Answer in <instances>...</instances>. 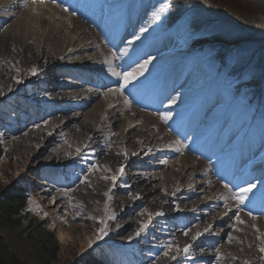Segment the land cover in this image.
I'll return each instance as SVG.
<instances>
[{
  "label": "bare ground",
  "instance_id": "obj_1",
  "mask_svg": "<svg viewBox=\"0 0 264 264\" xmlns=\"http://www.w3.org/2000/svg\"><path fill=\"white\" fill-rule=\"evenodd\" d=\"M129 2L131 1L113 0V2L111 1L106 6L105 19L112 23V29L119 30V34H124L125 32V28L122 26L126 25L127 18L125 17H127V13L122 15L121 18L115 14L121 8L127 9L129 5L126 3ZM148 30L149 27L147 26ZM94 40L93 35L87 30L86 26L80 23L72 12L68 13L64 11L59 4H51L50 2L33 4L31 0L28 3H25V0H0V93H5L11 89L15 93L19 89H22V91L32 96L39 95L41 101L44 103L46 100H49L50 105L58 104L61 107L65 104L75 103L76 107L79 106L73 109L76 110L74 114H71L73 110L70 109L71 106H68L67 113L69 116H66L65 112H60L59 118L58 115L54 114L53 120L55 125L47 128L43 138H40V133L38 132L41 130L39 129L36 130L38 135L34 132L29 133L31 141L37 142L39 140L40 144L49 148L51 154H55L51 162L58 164L59 167L64 165L63 167L65 168L73 169V164L71 163L77 160L79 154L76 151L77 148L72 149L67 148V146L65 148V145L51 149L54 144L52 137L56 131L60 132L63 135L62 137L67 136L70 142L79 145L78 148H84L85 151H89L90 156L92 158L94 157L93 160L97 158L98 149H104L105 147L106 149H112L109 154V160L101 161V165L110 167L113 174H115L116 169L121 165L126 163L127 166H130L129 164L133 160L139 161L140 163L138 165L136 163L137 168H132L134 182H132L130 187H125L121 193L125 194L128 190H132L133 194L131 195L136 202H143L142 206L153 207L152 213L157 211L164 213L163 216L155 217L158 224L163 225V227L158 229L159 233L156 235L162 234L163 244L171 242L177 244L180 248H183L185 244H192V250L195 249L198 255L195 256V253H192L194 250H191L194 258L190 260V264H196L197 262L201 264L211 263V260L203 255V251L208 252L210 247L215 248V241L223 238L221 235L223 230L224 234L232 236V242L229 247L219 244V249L226 247L229 253L227 255L229 259H222L228 261L226 264L232 262L233 264H245V261L248 264H252V261L264 264V259H262L264 254L258 251L261 246V239L255 237L252 233L253 230L245 229L246 227L244 228L241 225L231 226L230 222L232 221L233 215L225 214L227 209L224 207V202L214 201L210 194L213 190L207 187L204 183L205 180L202 179L200 181L195 176L197 171L193 166L191 167L189 165L186 158L182 155H178V159L175 161H170L169 157H164L163 160L162 157L160 158V153L157 151L159 148L156 145L158 144L160 147H168V145L164 140L159 138L160 134L158 131L152 132L153 118L143 117L142 114L137 113L129 104L124 103L125 97L117 96L118 92H110L108 90L106 93H99L97 89L86 87L83 82L78 80V77H83L82 75L86 71L85 69L89 67L90 62L97 57V50L99 48L96 46ZM32 45H36L37 54L35 56H32L28 51ZM14 46L18 48L17 53L13 49ZM12 58H14V61L15 59L19 60L21 58L22 62L19 61L17 70H12L16 76L11 78L8 70L9 73L5 74V59L9 60ZM113 60V56L109 54L104 58L103 63L109 67V63L106 62L108 61L112 67ZM56 63L67 67L70 66L68 67L70 70L65 71L66 68H59V66H57L58 70H62L56 74L55 69L50 70V73L52 71V74L55 75L48 77L47 82L51 83V79L57 82V84L52 83L56 85V87L53 86L54 88L52 90H47L43 84H39L36 87L30 81L32 76H28L27 73L32 68H36L37 73H42L44 77L49 67ZM125 71H128V69L123 68L121 73ZM71 80L74 81L71 83ZM17 81L20 82L17 83ZM111 86L114 88L120 87V80H115ZM54 90L59 91L57 96ZM8 99L16 100L20 103V99L16 94H12ZM26 104L27 108L25 109L28 110L25 111V114L27 112L29 113L32 109L30 104ZM169 108L171 109L172 107L170 105L166 106V109ZM37 109L39 110V107ZM33 112L36 114L35 110ZM50 112L48 116L40 113L36 117L38 123L44 118L53 115L54 111ZM17 114L19 117L22 116L21 111ZM56 137L60 138V136ZM107 142H109V146L106 144ZM85 145L88 146L86 149L84 147ZM56 151L58 153H55ZM125 152L128 154L127 158L124 156ZM132 153H136V155H132ZM49 157L51 156L49 155ZM158 158L159 160L157 161ZM162 161H166L167 163H162ZM46 163L49 164L48 161ZM187 168H189V172H186ZM244 171L246 170L244 169ZM121 180L122 182L126 181L124 175L118 179V181ZM92 181L94 182V180ZM107 182V191H102V187L91 188V182H86L85 185H87L86 191L89 190L88 193H92V197L96 198L94 202L103 206V214L100 216V219L111 222L113 226L117 222V218L113 220L109 219V217L119 214L117 212L118 209L123 211L125 209H131L132 204H125L123 206L122 201L113 197L115 189L113 188L111 178L107 179ZM256 185L264 187L262 183ZM109 189H112V191L110 192ZM260 191H264V188L260 189ZM78 192L83 193L81 187ZM142 195L143 198L141 200L135 198ZM211 201L215 203V206L212 208V211H208L206 210V204H212ZM121 204L124 208H119ZM92 206L94 205L92 204ZM172 206L174 207L173 214L171 213L172 216H168V211ZM190 217H193V234L195 229L202 232L208 225L212 226L211 231L205 233L194 242L192 239L182 240L179 236L178 239L173 240L177 234L166 233L169 226L181 224L180 221H186ZM147 219L126 222L127 226L116 234L118 237L116 245H129L131 247L132 244L139 243L141 247L137 245L133 248L138 250V252H148V249H151L149 247L151 240L148 239L149 245L143 246V244L147 243V241L144 242V239L140 237L143 234L136 236V232L140 228L141 223L146 222ZM152 222L156 223L155 220H152ZM109 228L108 226L107 230ZM183 228L184 225L178 231H182ZM132 229L134 232L128 238L123 237ZM231 231L232 233H230ZM93 233H90V237H93ZM208 235L212 236L208 240H203L204 236ZM106 236L113 238V235L108 232ZM106 243L104 242L102 247H106ZM88 246L89 244L86 242L82 249L86 250ZM204 246H206V249L200 248ZM173 255L177 256L176 260H172L170 256L166 258L163 256L162 260L154 257L146 261L147 264L153 261L155 264H180L181 257L179 254L174 252Z\"/></svg>",
  "mask_w": 264,
  "mask_h": 264
},
{
  "label": "rangeland",
  "instance_id": "obj_2",
  "mask_svg": "<svg viewBox=\"0 0 264 264\" xmlns=\"http://www.w3.org/2000/svg\"><path fill=\"white\" fill-rule=\"evenodd\" d=\"M108 1L109 0H89L90 3L87 4L88 7L89 5L92 4L97 5L99 7L97 9L98 12L97 14H99L102 6L108 3ZM166 1L167 0H158L159 4H161V2L162 4L167 3ZM204 1L203 2L205 3V5H202L197 1L203 7L197 6L196 4L194 5L193 2H189L187 4V6L191 10L188 13L197 18V24L199 26L202 35L209 33V35L213 36L212 31H214L215 35H218L219 33H225L226 37L229 36L228 34L231 33L234 34L236 33L237 35L244 34L245 36H247L245 31L253 30V28H249V27L244 28L243 26H241L242 24L238 23L236 17H234L233 21H229L228 23L221 19L215 18V15H213L212 12L216 10H219L222 13L229 11L228 16H231L230 14L232 13L235 15L237 14L236 16H240L241 20L244 21L245 24L247 25L256 24L255 28H257L258 27L257 25L260 24L264 26V0H250L249 2L242 0H204ZM65 8L66 9L70 8V5L66 3ZM156 10L159 11L158 7H156ZM82 11L84 13V15L82 16L83 17L82 20H78V19L77 20L83 25H85L87 30L91 33V35H93L95 39L94 41H96V46L97 44L99 46V49L97 50V54L102 52L104 54H106L107 52H112L113 49L109 45H104L102 41L97 38L96 32L98 31L92 24L89 23L87 16L85 15L87 14V11L85 10L84 7ZM88 11H89V16L93 17L94 11L92 10V8L89 7ZM220 18L225 19L227 18V16L221 14ZM178 23H179L178 33L180 37H177L176 39L174 38L175 39L174 41H175V47L179 51L178 54L182 56L183 54H185V50L181 44L182 43L181 37H183L186 33L185 30L187 29L188 17L181 18ZM239 27L241 28V30L238 29ZM162 28L163 27L158 26L156 31H160ZM243 28L244 31H242ZM208 29L211 30L208 32ZM250 38L251 39L253 38V34L250 35ZM206 41L207 39L205 40V42ZM222 47L223 46H219L220 49H222ZM227 47H232V45H229ZM13 49L15 50V53H17L18 48H15L14 46ZM251 50L254 51V49ZM28 51L32 56H35L37 54L36 45L30 46ZM241 53H243L241 47L239 48V50L236 51V53H234L233 50H231L229 53H226L225 51L224 55L226 56L223 55L225 59L224 63L226 65L224 68L225 71H230V70L232 71L233 66L237 67L235 61L239 60L240 57L245 60V63L249 62L248 57L244 58L243 56H240ZM230 55H232L233 57L232 59H229ZM256 56H258V53H254L251 57L254 58ZM97 57L101 60V56H99V54L97 55ZM192 57L195 58L194 59L195 61H197L201 65H204L206 69L213 67L211 64L212 54L210 53H206L202 56L201 55L195 56V54H193ZM13 59L14 58L9 60L5 59L6 60L5 74L10 72L11 78L16 76L14 72H12V70L15 69L17 70V68L19 67V61L22 60L21 58L19 60L15 59V61ZM57 66H59V68L64 67L63 65H60V63L59 64L56 63L50 66L49 69L46 71L47 72L46 76L49 75L47 77L45 75L43 77L42 73H37V75H32L31 70L28 71L27 75L32 76L30 81H32L36 87H38L39 84L41 85L43 84L47 88V90L49 89L52 90V88L56 87L55 84H57V82L51 79L50 80L51 83H48L47 79L48 77L54 76L58 71L62 70V69L58 70ZM256 66L257 67L253 66L254 69L253 73H251L248 69L247 70L245 69L243 72H241L243 77L238 79L242 83H249L250 79L252 78L256 79L258 81V84L260 83L259 86L261 89H259L258 91V89H255L253 87V95L255 94L256 98L259 99L260 101H263L264 103V76L261 74L262 72L264 74V64L262 65V63L259 64L258 62L256 63ZM259 68L262 69V71H260ZM52 69H55V74H52V71L50 73V70ZM244 72L245 74L247 73V75H244ZM241 73H238V75ZM217 86L219 87L220 92L224 93L225 97L232 100L231 93H229V88L226 87L225 80H219V83L217 82ZM58 92L59 91H55L56 96ZM12 94H16V96L19 97L20 103H18L16 100L8 99V97L11 96ZM117 96H122V95L117 94ZM37 97L38 99H36ZM26 103L30 104L32 108L29 113L27 112V114H25V111L28 110L25 109L27 108ZM49 103H50L49 100H46V102L44 103L43 101H41V97H39V95L32 96L29 93L22 91V89H19L15 93L12 91V89L10 91L7 90L5 93H0V142L2 144V149H3V156L0 159V196L4 192L10 191V189L17 186L24 188L26 190L27 192L26 195L28 196L26 200V212L36 217L40 221L44 220L45 222H47L48 230L51 233H53L55 240L57 242L58 255L56 261L52 264H76V263L82 264L81 263L82 259L86 257L97 259V261H100L102 264H147L146 260L153 259L154 257L162 260V257L164 256L163 254L164 249L161 247V245H163L162 234L161 235H156V234L159 233L158 229L163 227V225H161L160 223L158 224L156 218L153 219L156 221V223L151 222L152 226L148 229V231L142 233L143 236H140L142 239H144V242L147 241L148 243V239L151 240L149 246L151 247V249H148L149 250L148 252H138V250L133 248L134 246L137 245L140 246L141 244L139 245V243H134L131 245V247L129 245H125V246L116 245V240L118 238L116 234L127 226L126 222L131 220L140 221L144 218H148L147 213H145L144 215H141V213L145 212V210H147V212L152 213L153 210V207L142 206L143 202H136L131 195L133 194L132 190H128L127 193L125 194L121 193V191L125 188L123 185L126 184L130 187L132 182H134V179L132 177L133 175L132 168L134 169L137 168V166L134 165L135 164L134 160L129 164L130 166H127L126 163L123 165L124 176L126 181L125 182L124 181L122 182V180L117 181L113 195L114 198L122 201L121 203L123 204V206H125V204L126 205L132 204L134 207L131 205V209L128 210L125 209L124 211L118 209L117 212H119V214L115 215V219L117 218V222L115 221L116 222L115 225L112 226L111 222L109 221L106 222L110 227L109 230H107V232L112 234L113 238H109V236L107 237L105 235L102 239H97V234L99 233V230L102 227V225L99 222L102 220L100 219V216H102L103 214V206H101V204L99 205L96 204V202H94L96 198L92 197L93 196L92 193H91L92 195L88 193L89 190L86 191L87 185H85V183H82L81 181L87 178V183L88 182L92 183V185L89 184L91 188L95 189L102 187V191L105 190L107 191L106 183L108 182L107 180L103 179V177H108V179L111 178V176L113 175V171L112 169H110V167H104L106 165L104 166L101 165V161L109 160L110 158L109 154L112 151V149H106V147L104 149H98L97 158L93 160L94 157L92 158L90 156L89 151H85L84 148H80L81 153H79L77 160L74 163H71L73 164V169L65 168L63 167L64 165L59 167L58 164H54L53 162H51L55 154L53 153L51 154L49 148H46V146L40 144L39 140L37 142L31 141L29 137V133L34 132L36 135H38L36 133V130L39 129L42 131V132L41 131L38 132L40 133L39 134L40 138H43V135L45 134L47 128L55 125L53 120L54 114L58 115V118L60 112H65V115L69 116L67 113L68 106L69 107L71 106L70 109L73 110L75 109L76 105L75 103H71L72 105L65 104L60 107V105L58 104L50 105ZM237 104H241V101H238ZM38 107L39 110L37 109ZM78 107L79 106H77L76 108ZM33 110L36 111L35 112L36 114H34ZM235 110H237L236 107ZM20 111L22 112L21 117H19L17 114ZM50 111H54L53 115L44 118L40 123H38L36 117L39 116L40 113H42L44 116H48V114L51 113ZM74 113H76V110H73L71 112V114ZM153 127H155V125L151 127L153 130L152 132L155 131L154 130L155 128ZM159 132H163L164 134L165 131L160 129ZM54 134L55 135L52 137V139L54 140V144L51 149L61 147L62 145H65L64 146L65 148L66 146L67 148H72V149L78 148L79 145L70 142L67 136L62 137L63 135L57 131ZM56 136H60V138H57ZM101 140L104 141V139L102 138ZM106 144L109 146V142H107ZM156 146L158 147V145ZM165 149H163L162 147L158 149L160 153L162 151L161 153L162 160L164 157L166 158L168 157V153H166ZM55 153L58 152L56 151ZM49 155L51 157H49ZM173 159L176 160L175 158H172L171 160ZM158 160L159 158L157 159V161ZM186 160L187 162L189 161V165L193 167L196 165V163H193L190 159L187 158ZM47 161L49 162V164L46 163ZM136 162L140 163L139 161ZM94 164L97 165L96 169L91 168V166ZM107 169H110L111 171H108ZM188 169L189 168L186 169V172H189ZM83 170H85V172H83ZM200 173L201 172L197 171L195 174V176L199 179H201ZM92 180H94V182ZM80 187L83 193L78 192L80 191ZM221 195L228 196L227 192H222ZM142 198L143 195L140 196L138 200H141ZM92 204L94 206H92ZM122 204L120 205L119 208H124ZM173 210L174 207L173 206L170 207V210L168 211L169 213L168 216H172L171 213L173 214ZM260 217L261 220H257V221L252 219L251 217L250 221L247 222L249 226L245 225L246 228L245 227L244 228L248 230L250 229V231L257 228L264 229V217L262 216ZM192 218L193 217H190L186 219V221H182V222L180 221L181 224L169 226L167 229L168 231L166 233L173 235L177 234L175 235V238L173 240H176L179 237L182 240L190 239L197 232V229H195L193 234L194 223L192 221ZM182 225L187 226L186 227L187 230L191 229L187 237L183 235L184 230L178 231ZM92 232H94L93 237L92 236L90 237V233ZM133 232H134L133 229L129 230L127 234H125L123 237L128 238V236L131 235ZM223 232L224 230L221 232L223 238H219L215 241L214 249L210 247L208 252L203 251L204 253L203 255L211 260V263L208 264H212V262L213 264L228 263V261L226 260L224 261L222 259L224 258L229 259V257H227L229 253L226 247H229L232 241L231 242L228 241V237L231 235L224 234ZM230 233H232V231ZM252 233L254 235L256 234L254 231H252ZM210 236L212 235L204 236L203 240H208ZM86 242L89 244V246L88 249L84 250L82 248L84 247ZM104 242H107L106 247L105 246L102 247ZM147 243L143 244V246L149 245V243L148 244ZM219 244L226 247L219 249L220 246ZM174 245L177 244L174 243ZM200 248L206 249V246ZM216 249L220 250V256H221V259L218 262L216 261ZM193 250H192L193 252L192 251L191 252L195 253V256L198 255V252H196L195 249ZM174 252L175 249H173L170 252L169 256L173 255ZM177 254H179V256L181 257L180 264L191 263L190 260L184 259L182 252ZM191 255L194 258L193 254ZM252 262H251L252 264H259L255 261ZM150 264H155V263L153 261L150 262ZM230 264H233V262Z\"/></svg>",
  "mask_w": 264,
  "mask_h": 264
},
{
  "label": "trees",
  "instance_id": "obj_3",
  "mask_svg": "<svg viewBox=\"0 0 264 264\" xmlns=\"http://www.w3.org/2000/svg\"><path fill=\"white\" fill-rule=\"evenodd\" d=\"M218 12L230 21L236 17L244 28H253V33H264L262 24L255 28L256 24H245L237 14L228 16L229 11ZM2 156L0 144V159ZM26 194L24 188L17 186L0 196V264H52L57 259L58 245L53 233L48 230L47 222L26 212ZM81 263L102 264L90 257L82 259Z\"/></svg>",
  "mask_w": 264,
  "mask_h": 264
},
{
  "label": "snow or ice",
  "instance_id": "obj_4",
  "mask_svg": "<svg viewBox=\"0 0 264 264\" xmlns=\"http://www.w3.org/2000/svg\"><path fill=\"white\" fill-rule=\"evenodd\" d=\"M28 2H29V0H25V3H28ZM47 2H49V0H31V3H33V4H45ZM53 2H54V0H53ZM164 10H165L164 8H161L160 11L163 12ZM64 11H68V9L65 8ZM159 19H160V13L157 12L154 15V17H153V21H158ZM146 31H147V27L142 28L141 29V35L144 32H146ZM136 39L137 40L140 39V36L137 35ZM129 43H132V41H129ZM112 55H113V58L116 57L115 53H113ZM106 62L109 63V65H110L109 66V71L111 72V74L113 76H115V77H118V78L122 79V81H123V84L120 87H118V88H110L109 91L110 92H119L121 95H123L124 89L127 88V86L129 84H131L135 80L137 75H142L143 74V72L147 68V64L150 63V61H145L144 64H140L139 67L136 68L135 70H133V71H125V72L121 73V72H117L113 67H111L110 62H108V61H106ZM31 74L32 75H37L36 68H32L31 69ZM19 82L20 81H17V83H19ZM124 103L130 105V101H128L127 98H125ZM169 118L170 117L166 116V115L161 116V119L164 120L165 122H167V120ZM175 144L176 145H180L181 142L179 140H177V141H175ZM84 147L86 149L88 146L85 145ZM76 151H77L78 154L81 153V149L80 148H77ZM175 151L180 152L181 148L180 147H176ZM127 155L128 154L125 152L124 153L125 158H127ZM132 155H136V153H132ZM162 163H167V162L166 161H162ZM91 168L92 169H96L97 165L94 164V165L91 166ZM107 170L111 171L110 169H107ZM123 175H124V166L121 165L118 169H116L115 174H113L111 176V182H112L113 188L116 187L118 179L120 177H122ZM103 179L107 180L108 177H103ZM81 182L82 183H86L87 182V178H85V180H83ZM123 186L124 187H129L126 184L123 185ZM225 187L227 188L228 185H225ZM255 187H256V185L254 183H250L247 187H240L239 193L236 196L233 197L235 199V201H236V207H237V210H238L237 213L234 214V219H235L236 223H239V224H243L244 223V221L241 220V218L239 216V209H240V206L245 203V200L248 198V194L251 193ZM109 191L111 192L112 189H109ZM106 195H107V193H106ZM135 198L139 199L140 197L137 196ZM109 199H111V197H109ZM224 207L226 209H228V211H231V209L228 208V204L227 203L224 204ZM145 213H147L148 219H147L146 222L141 223L140 228L136 232V236H140L142 233H145L148 230V228L150 227L151 222H152V220L155 217H159V216H163L164 215V213L160 212V211H157L155 213H151V212H147V210H145V212H142L141 215H144ZM249 215H251V213H249ZM109 219H115V216L112 215V216L109 217ZM252 219H256V217L253 216ZM99 223L102 225V227L100 228L99 233L97 234V239H102L105 235H107L108 225H107L106 221H104V220H101ZM211 227H212L211 225H208L202 232L201 231H197L191 237L192 241L194 242V241L198 240L201 236H203L205 233L210 232L211 231ZM190 231H191V229H188V230L184 231L183 235L185 237H187L189 235ZM257 231H259V229H257ZM258 239H261V246L259 247L258 251L260 253L264 254V238L258 237ZM231 240H232V237L229 236L228 237V241L231 242ZM161 247L164 249L163 254H164L165 257H169L170 252L173 249H175L176 253H181V252L183 253L184 259H187V260L193 259L192 255H191V249L193 247L192 244H185L183 246V248H180L178 245H174L173 243L169 242V243L161 245ZM170 258L172 260H176L177 256L176 255H171ZM220 259H221L220 250L216 249V261L218 262ZM262 259H264V256H262ZM245 264H248V262L245 261Z\"/></svg>",
  "mask_w": 264,
  "mask_h": 264
}]
</instances>
